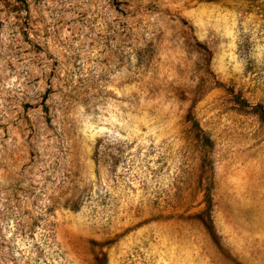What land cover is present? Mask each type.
<instances>
[{
  "label": "rangeland",
  "instance_id": "rangeland-1",
  "mask_svg": "<svg viewBox=\"0 0 264 264\" xmlns=\"http://www.w3.org/2000/svg\"><path fill=\"white\" fill-rule=\"evenodd\" d=\"M0 264H264V0H0Z\"/></svg>",
  "mask_w": 264,
  "mask_h": 264
}]
</instances>
